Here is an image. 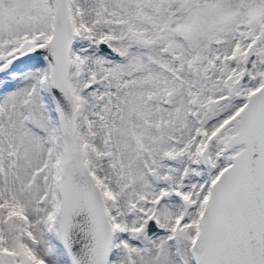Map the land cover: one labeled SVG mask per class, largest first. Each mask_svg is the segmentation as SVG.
<instances>
[{
  "label": "snow or ice",
  "instance_id": "obj_1",
  "mask_svg": "<svg viewBox=\"0 0 264 264\" xmlns=\"http://www.w3.org/2000/svg\"><path fill=\"white\" fill-rule=\"evenodd\" d=\"M0 264H264V0H0Z\"/></svg>",
  "mask_w": 264,
  "mask_h": 264
}]
</instances>
